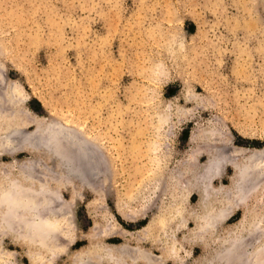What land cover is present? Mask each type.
I'll list each match as a JSON object with an SVG mask.
<instances>
[{"label":"rangeland","instance_id":"1","mask_svg":"<svg viewBox=\"0 0 264 264\" xmlns=\"http://www.w3.org/2000/svg\"><path fill=\"white\" fill-rule=\"evenodd\" d=\"M0 48L9 52L0 55L8 77L28 94L27 108L72 131L64 147L77 170L66 180L92 184L69 191L71 215L59 233L77 240L56 241L46 264H70L68 255L88 245L83 235L113 223L138 245L141 228L170 207L177 181L195 168L192 159L206 164L211 138L230 146L224 156L232 160L252 162L250 152L264 150V0H0ZM90 139L100 156L83 160ZM51 166L53 179L64 181L56 162ZM231 175L215 180L216 189L235 194L233 202L251 195L222 227H234L244 214L253 226L264 215V178L256 188L246 191L241 181L233 191ZM195 193H180L192 208ZM122 211L143 220L124 222ZM4 248L15 262L30 264L27 248ZM192 261L185 255L184 264Z\"/></svg>","mask_w":264,"mask_h":264},{"label":"bare ground","instance_id":"2","mask_svg":"<svg viewBox=\"0 0 264 264\" xmlns=\"http://www.w3.org/2000/svg\"><path fill=\"white\" fill-rule=\"evenodd\" d=\"M1 49L0 52L3 51ZM4 52L9 53L5 49L0 55ZM16 69L21 70V67ZM27 97L22 83L10 79L7 67L0 63V158L11 160L10 163H0V264H19L15 262L16 255L5 250L6 242L18 248H27L30 264L49 263L51 254L59 249L56 241L59 244L60 239L68 246L74 243L77 240L75 235L72 239L62 240L59 233L63 226L60 221L69 220L71 215L70 207L75 194L69 191L76 185L92 186L84 178L83 181L66 180L68 173H76L74 171L77 170L64 147L67 132L71 137L72 131H67L65 123L43 118L27 108ZM211 134L207 136L212 137ZM83 137L87 138L86 135ZM194 139L192 136L193 142ZM212 140L216 143L213 144ZM210 141L206 149V164L198 166V157L192 159L195 168L184 179L181 177L182 181H177L179 192L171 198L170 207L141 228L138 245L130 246L126 240L127 233L113 223L110 229L106 227L107 230L98 235H83L88 245L68 255L70 264H184L185 255L191 254L192 264H264V215L258 216L253 226L248 223V215L244 214L234 227H222L233 212L241 211L251 194L246 192L243 197L234 196L233 202L231 198L235 194L223 187L217 190L213 184L231 170L232 175L228 179L233 191L242 182L246 184V191L256 188L264 178L259 176L261 168L256 167L260 158H264V150L251 151L252 158L256 159L252 162L232 160L224 156L226 151L231 150L227 143L221 142L218 137ZM84 143L83 160L84 156L90 157L89 153L97 159L101 152L99 145L92 140ZM19 154H26L27 157L16 159ZM54 162L60 168V177L64 181L53 179L57 175L51 166ZM249 165L256 168H249ZM67 191L72 201L66 198ZM181 191L185 195L196 192V208L186 203L183 194L180 195ZM141 215L125 211L120 214L122 220L130 224L143 220ZM191 224H194L192 230ZM183 229L189 232L180 239L177 232ZM111 238L120 239L122 243L110 245L104 242ZM142 240L147 241L150 248L142 247ZM65 246H62L64 250ZM197 248L200 254L195 259ZM64 253L59 252L58 256Z\"/></svg>","mask_w":264,"mask_h":264}]
</instances>
